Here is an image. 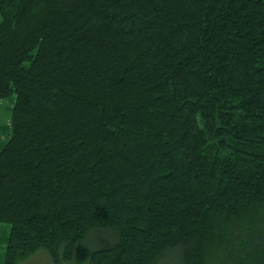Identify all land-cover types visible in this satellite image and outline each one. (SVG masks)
Returning <instances> with one entry per match:
<instances>
[{
    "label": "trees",
    "instance_id": "16d2710c",
    "mask_svg": "<svg viewBox=\"0 0 264 264\" xmlns=\"http://www.w3.org/2000/svg\"><path fill=\"white\" fill-rule=\"evenodd\" d=\"M0 264H264V0H0Z\"/></svg>",
    "mask_w": 264,
    "mask_h": 264
},
{
    "label": "rangeland",
    "instance_id": "374dc122",
    "mask_svg": "<svg viewBox=\"0 0 264 264\" xmlns=\"http://www.w3.org/2000/svg\"><path fill=\"white\" fill-rule=\"evenodd\" d=\"M14 95L7 99L0 101V148L7 142L9 137V124L11 119V110L13 107ZM8 230L5 227L0 226V237L6 234ZM210 246H206L203 264H214L218 260V256L213 250L210 253ZM177 255L172 256V258H164L159 264H177ZM20 264H51L49 262V257L42 254V251H38L36 254L30 256L26 261Z\"/></svg>",
    "mask_w": 264,
    "mask_h": 264
}]
</instances>
